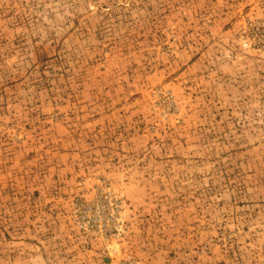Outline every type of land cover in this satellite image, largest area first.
Instances as JSON below:
<instances>
[{"label":"rangeland","instance_id":"374dc122","mask_svg":"<svg viewBox=\"0 0 264 264\" xmlns=\"http://www.w3.org/2000/svg\"><path fill=\"white\" fill-rule=\"evenodd\" d=\"M0 264H264V0H0Z\"/></svg>","mask_w":264,"mask_h":264}]
</instances>
